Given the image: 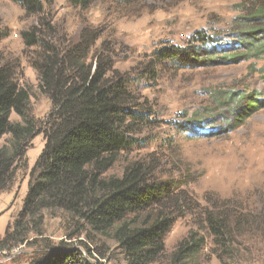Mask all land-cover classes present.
<instances>
[{
  "label": "rangeland",
  "instance_id": "rangeland-1",
  "mask_svg": "<svg viewBox=\"0 0 264 264\" xmlns=\"http://www.w3.org/2000/svg\"><path fill=\"white\" fill-rule=\"evenodd\" d=\"M48 1L44 0L42 15H29L14 1L0 0V57L15 68L20 85L29 90L30 118L41 126L52 102L40 89L39 73L32 63L38 47L26 46L23 31L35 27L47 39L68 44L79 39L88 23L104 29L98 46L103 40L116 44L115 67L128 79L139 99L137 107L150 112L149 121L138 125L133 135L140 142L123 151L106 176H121L128 164L144 160L155 166L154 177L179 185L181 195L197 211L175 220L166 235V253L153 264H171L179 240L193 231L205 234L198 223V205H207L208 194L224 197L232 193L248 199L250 208L260 211L264 205V72L259 69L264 67V56L245 58L239 52L241 46L233 44L250 40L246 25L240 26L239 37L232 34L237 30L235 17L241 15L237 6L243 0H95L88 12L73 8L70 0ZM201 29L215 35L221 45H234L231 52L236 50L240 56L226 60L220 58L226 53L221 51L211 58V64L196 66L154 61L158 77L146 72L155 48L171 44L187 47ZM231 92L242 98H225ZM254 99L260 103L250 112ZM11 120L25 123L17 113ZM12 140L11 134L4 135L0 147L11 149ZM45 142L44 134L36 132L14 181L0 191L2 236L23 209L30 172ZM43 214V233L31 232L26 242L0 250V264H31L46 247L61 245L67 251H81V257L94 264H127L115 241L94 232L84 221L58 209ZM253 239H246L243 251L247 247L256 251ZM208 244L199 264H222L212 253L210 239ZM259 250L260 260L246 255L242 264H264V239L259 241Z\"/></svg>",
  "mask_w": 264,
  "mask_h": 264
},
{
  "label": "trees",
  "instance_id": "trees-1",
  "mask_svg": "<svg viewBox=\"0 0 264 264\" xmlns=\"http://www.w3.org/2000/svg\"><path fill=\"white\" fill-rule=\"evenodd\" d=\"M12 1L29 15H42L46 10L44 0ZM94 1L70 0V4L80 12H88ZM237 8L241 15L235 17L237 30L232 34L239 37L240 26L246 25L250 40L233 44L241 46V56L261 59L264 0H243ZM44 23L56 36L50 22ZM103 34V28L86 23L76 42L59 44L35 27L23 31L26 46L38 47L32 63L39 73L40 89L52 102L51 112L41 126L30 118L29 90L20 85L15 68L0 57V140L6 134L13 139L11 149L0 147V191L14 181L36 132L43 133L46 140L31 169L23 209L8 224L5 234H0V250L26 242L31 232L42 234L43 211L58 209L114 240L127 264H153L166 253V235L175 220L197 212L196 206L181 195L179 185L154 177L155 166L144 160L128 164L121 176H106L121 153L140 142L133 135L138 125L149 121L150 111L137 107L139 99L115 67L116 44L103 40L97 45ZM189 42L187 47L171 44L155 48L146 72L158 77L154 61L196 66L211 64V58L221 51L226 53L220 58L226 60L240 56L236 50L231 52L234 45L217 43L215 35L206 29L196 31ZM259 70L264 72V67ZM228 94L225 98L229 100L242 98L236 92ZM259 103L254 99L248 111ZM13 113L25 123L12 121ZM205 201L204 207L198 205V223L205 234L193 231L179 240L171 253V264H199L209 239L212 253L222 264H242L246 255L260 260L264 205L255 211L248 199L232 193L224 197L208 194ZM249 238H254L257 253L249 247L243 251ZM81 256V251H67L63 245L49 246L31 264H94Z\"/></svg>",
  "mask_w": 264,
  "mask_h": 264
}]
</instances>
